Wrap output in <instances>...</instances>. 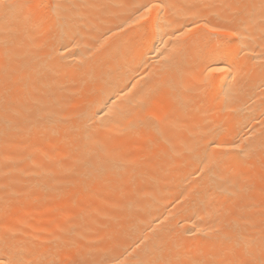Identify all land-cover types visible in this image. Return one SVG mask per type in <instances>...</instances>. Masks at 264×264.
<instances>
[{
    "label": "bare ground",
    "instance_id": "1",
    "mask_svg": "<svg viewBox=\"0 0 264 264\" xmlns=\"http://www.w3.org/2000/svg\"><path fill=\"white\" fill-rule=\"evenodd\" d=\"M262 250L264 0H0V264Z\"/></svg>",
    "mask_w": 264,
    "mask_h": 264
},
{
    "label": "snow or ice",
    "instance_id": "2",
    "mask_svg": "<svg viewBox=\"0 0 264 264\" xmlns=\"http://www.w3.org/2000/svg\"><path fill=\"white\" fill-rule=\"evenodd\" d=\"M143 7L145 9V12H150L152 10V8H158V7H162V6L145 5ZM196 27H200V25H196ZM204 27H208V26L204 25ZM208 31L213 32V33L222 32L226 35H236L235 32L228 31L226 28L209 27ZM231 69H232V66L230 64H226L224 67H213V66L209 65L207 67V75L205 77V83H210V81L208 80V77H210L212 74L220 73V72H230ZM211 146L212 145L210 143L209 147H211ZM217 147H219V145H217ZM47 264H79V262L76 260H72V259H69L66 261H61L58 258H53L50 261H48ZM199 264H209V262H199ZM210 264H242V262L239 260H220V261L210 262ZM246 264H264V250H262V258L260 261H258V262H256V261L246 262Z\"/></svg>",
    "mask_w": 264,
    "mask_h": 264
}]
</instances>
